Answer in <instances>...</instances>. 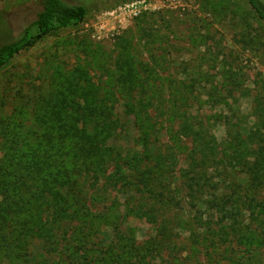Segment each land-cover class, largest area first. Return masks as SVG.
Masks as SVG:
<instances>
[{
  "label": "rangeland",
  "instance_id": "obj_1",
  "mask_svg": "<svg viewBox=\"0 0 264 264\" xmlns=\"http://www.w3.org/2000/svg\"><path fill=\"white\" fill-rule=\"evenodd\" d=\"M42 1L0 0V46L37 19ZM65 1L93 11L0 70V126L25 138L74 86L98 92L117 130L112 162L82 184L96 227L82 243L69 230L50 253L36 241L40 264H264V188L246 193L241 165L264 148V23L248 1ZM200 176L209 195L248 194L252 208H191Z\"/></svg>",
  "mask_w": 264,
  "mask_h": 264
},
{
  "label": "trees",
  "instance_id": "obj_2",
  "mask_svg": "<svg viewBox=\"0 0 264 264\" xmlns=\"http://www.w3.org/2000/svg\"><path fill=\"white\" fill-rule=\"evenodd\" d=\"M247 1L264 23V0ZM42 6L37 19L18 39L0 46V70L46 36L80 25L93 11L92 6L65 0H43ZM134 77L133 72L123 76V85L129 87ZM82 93L70 86L68 93L62 92L61 99L47 107L50 111L36 125L37 130L45 128L42 135L32 128L24 134L25 138L16 140L10 136V125L3 122L0 126V264H40L39 255L31 250L36 241L50 253L66 239L69 230L74 229L73 238L82 243L89 235L86 227L91 230L96 227L82 184L98 178L101 168L112 162L108 155L114 156L112 141L117 123L112 118L113 109L104 105L97 107L98 92L89 89ZM72 96H77L79 102L70 104ZM84 99L88 101L86 104L81 101ZM128 107L136 109L135 105ZM242 153L238 148L240 159ZM263 159L264 148L252 165L241 164L246 167L248 177L246 193L264 188ZM151 174V181L154 177L160 180L156 171L151 170ZM202 179L200 176L189 184L191 208L197 209L199 203L219 212H225L228 207L252 208V204L244 203L248 194L245 200L237 201L234 195L226 193L209 195ZM76 222L82 223L85 229L75 226ZM64 225L70 228L66 230ZM119 254L113 257L125 263V257ZM127 255L133 257L134 253ZM76 258L64 263L77 264Z\"/></svg>",
  "mask_w": 264,
  "mask_h": 264
}]
</instances>
